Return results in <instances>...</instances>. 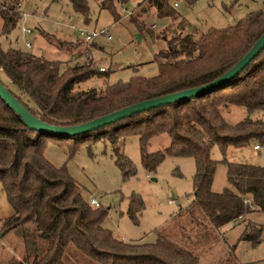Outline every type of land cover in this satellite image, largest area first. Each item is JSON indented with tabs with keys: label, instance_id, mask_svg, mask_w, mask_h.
<instances>
[{
	"label": "trees",
	"instance_id": "16d2710c",
	"mask_svg": "<svg viewBox=\"0 0 264 264\" xmlns=\"http://www.w3.org/2000/svg\"><path fill=\"white\" fill-rule=\"evenodd\" d=\"M125 1L98 3L120 18L116 6ZM71 2L76 10L89 13V0ZM149 2L157 8L158 16L170 18L164 29L167 46L155 54L157 74L135 75L101 88H80L82 81L95 75L108 76L110 70L101 69L92 60L64 67L66 60L15 46L4 48L0 40V81L42 119L59 125L76 124L136 101L212 81L235 64L264 33V10L225 27L211 26L197 35L185 31L187 21L169 0ZM20 3H3V33L17 26L22 16ZM131 18L141 30H146L135 16ZM147 30L156 33L152 28ZM231 104L246 107L248 115L229 122L222 108ZM255 111H264V49L221 87L201 96L151 107L73 137L30 128L0 97V181L13 207L1 234L14 230L26 251L23 259H12L6 264H66L64 252L69 243L100 264H198L201 253L195 244H201V238L188 247L161 230L154 241H126L114 235L103 225L108 208L91 204L83 185L71 175L67 165L57 166L46 157V141L71 140L73 153L83 140L109 136L115 161L125 178L137 171L119 144L120 135L126 133L138 134L142 163L147 170H156L167 155L194 156V200L180 208L178 218L188 213L197 219L200 214L212 227L219 228L256 207L264 211V163L212 157L215 145L225 152L231 145L264 140V118L253 117ZM162 133L169 134L170 144L150 150L151 139ZM220 161L227 165L229 185L216 191L212 186ZM129 201L127 212L138 223L144 200L133 192ZM263 228V224L248 221L240 238L259 242Z\"/></svg>",
	"mask_w": 264,
	"mask_h": 264
},
{
	"label": "rangeland",
	"instance_id": "374dc122",
	"mask_svg": "<svg viewBox=\"0 0 264 264\" xmlns=\"http://www.w3.org/2000/svg\"><path fill=\"white\" fill-rule=\"evenodd\" d=\"M20 1L22 16L17 26L6 34L3 33L1 16L6 0H0V40L4 48L15 46L37 55L63 59L66 60L64 67L69 63L92 60L98 67L104 66L110 70L108 76L95 75L82 81L80 88H101L106 83L127 81L135 75L152 76L159 72L155 54L167 46L164 29L170 23V18L158 16L157 8L149 0L117 3L120 18H116L111 10L101 8L98 0H89L88 14L76 10L71 0ZM169 1L187 21L185 31L197 35L211 26L225 27L264 10V0ZM131 16L143 23L146 30H141ZM23 26L30 27L32 32L24 31ZM79 27L104 29L105 33L88 44L80 35ZM148 27L156 33L147 30ZM28 41L32 43L30 46L27 45ZM1 76L7 79L4 72H1ZM222 111L231 123L248 115L246 107L235 104L222 108ZM252 116L264 118V111H255ZM119 144L137 169L128 178L123 176L117 165L113 144L106 135L81 141L73 153L71 140L48 139L44 153L55 165H67L71 175L83 185L88 200L96 197L103 207L108 208L103 225L117 237L126 241H154L158 230H161L188 247L201 238V244H195L201 253L198 264H264V228L259 242L240 238L248 221L264 225L263 210L256 207L238 221L228 222L219 228L212 227L200 214H197V219L188 213L178 218L180 208L189 206L194 200L195 157L167 155L157 169L151 171L145 169L142 163L138 134L120 135ZM169 144V134L162 133L151 140L149 149H162ZM212 157L264 163V153L255 150L252 143L231 145L225 152L215 145ZM227 170L225 162H218L213 181L215 190L221 191L229 185ZM133 192L139 193L145 203L138 223L127 212L129 195ZM12 212L13 207L0 181V220L5 221V216ZM25 255L24 242L14 230L0 234V264L23 259ZM64 261L66 264H100L73 243L66 247Z\"/></svg>",
	"mask_w": 264,
	"mask_h": 264
},
{
	"label": "water",
	"instance_id": "95a60500",
	"mask_svg": "<svg viewBox=\"0 0 264 264\" xmlns=\"http://www.w3.org/2000/svg\"><path fill=\"white\" fill-rule=\"evenodd\" d=\"M262 49H264V33L253 43L250 49L242 57H240L235 64H233L227 71L212 81L198 86L136 101L119 109L76 124L59 125L42 119L41 117L32 113L1 81L0 97L5 100L12 109H14V111L30 128L49 135L73 137L75 135L98 129L126 116H130L134 113L149 109L151 107H157L172 102L190 99L196 96H201L208 91L221 87L229 82L237 74H239L246 67V65L260 53Z\"/></svg>",
	"mask_w": 264,
	"mask_h": 264
},
{
	"label": "built area",
	"instance_id": "2783aa9c",
	"mask_svg": "<svg viewBox=\"0 0 264 264\" xmlns=\"http://www.w3.org/2000/svg\"><path fill=\"white\" fill-rule=\"evenodd\" d=\"M176 4H178V2H176ZM23 30L28 31V32H32V29L30 27H26V26H23ZM78 30H79V33L82 36L83 40L85 42H87L88 44L94 42L97 37H99L105 33L104 29H88L86 27H79ZM108 37L111 38L112 35L109 34ZM31 44L32 43L30 41L27 42L28 46H30ZM85 53H87V50L85 51ZM73 56H74V54H73ZM100 68L105 69L104 66H101ZM252 146L255 150L264 153V140L256 139L253 141ZM148 176H150L149 173H148ZM170 201H174V200L170 199ZM90 203L95 205V206L100 205V202L96 197H91ZM235 221H238V219H236ZM3 224H4V221L0 220V234L2 232Z\"/></svg>",
	"mask_w": 264,
	"mask_h": 264
},
{
	"label": "crops",
	"instance_id": "0c3cea01",
	"mask_svg": "<svg viewBox=\"0 0 264 264\" xmlns=\"http://www.w3.org/2000/svg\"><path fill=\"white\" fill-rule=\"evenodd\" d=\"M156 136H158V135H156ZM156 136H154V137H156ZM154 137H153V138H154ZM153 138H152V139H153ZM152 139H151V140H152ZM212 187H213V186H212ZM213 189H214V188H213ZM214 190H215V189H214ZM216 191H217V190H216ZM10 215H11V214L5 216V219H4V220H6ZM171 216H172V215H171ZM170 218H171V217H170ZM118 236H119V235H118ZM119 238H120V237H119ZM121 239H122V238H121ZM123 240H124V239H123ZM24 248H25V246H24Z\"/></svg>",
	"mask_w": 264,
	"mask_h": 264
}]
</instances>
